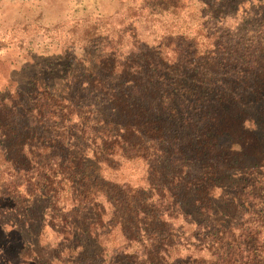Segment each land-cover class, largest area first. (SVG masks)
I'll return each instance as SVG.
<instances>
[{
    "label": "trees",
    "instance_id": "16d2710c",
    "mask_svg": "<svg viewBox=\"0 0 264 264\" xmlns=\"http://www.w3.org/2000/svg\"><path fill=\"white\" fill-rule=\"evenodd\" d=\"M128 1L116 12L118 30L131 25L127 57L113 58L115 50L92 56L91 47L106 36L103 18L83 20L82 45L75 19L58 38L70 71L65 85L52 82L58 67L50 62L24 90H0V264H264V199L256 196L264 193V138H251L264 133L253 113L257 102L264 104V74L248 80L243 67L253 60L248 52L264 48L252 41L251 50L237 32L233 42L215 48L223 56L218 76L194 63L179 68L166 61L170 45L152 48L144 39L164 16L169 26V9L177 6ZM195 1L207 22L224 24L251 0ZM218 34L206 40L216 45ZM10 46L18 44L0 39V49ZM229 118L232 128L223 129ZM243 129L249 134L242 136ZM139 157L148 164L146 176L158 183L146 179L147 187H129L103 177ZM253 172L258 192L251 189L247 197L259 202L249 211L247 197H228L225 181L240 182ZM46 229L58 242L45 244L50 251L42 255ZM180 248L188 254L179 256ZM204 251L209 260L200 256Z\"/></svg>",
    "mask_w": 264,
    "mask_h": 264
},
{
    "label": "rangeland",
    "instance_id": "374dc122",
    "mask_svg": "<svg viewBox=\"0 0 264 264\" xmlns=\"http://www.w3.org/2000/svg\"><path fill=\"white\" fill-rule=\"evenodd\" d=\"M166 1H168L167 7L177 6L174 10L169 9L174 13L172 22L169 26H165L164 22L168 21L169 17L164 16L159 27L155 28V34L150 37L144 34V39L152 48H157L160 42H165L163 46L170 45V49L166 51L165 56L167 63L174 62L179 68L188 63H194L199 69L208 68L215 76H218L222 67L220 60L223 56L215 48L220 44L233 42L232 37L234 38L237 32L244 37L248 43L247 45L254 41L261 48H264V44H262V37H264V5L258 4L256 0H251L240 6L236 17H232L224 24L220 21L216 22L217 24L207 22V18L204 16L205 13L202 10L203 7L195 0L193 2H188V0ZM123 2L121 3L119 0H0V39L3 41L11 40L18 44V46L0 49V90L7 85L11 89L24 90L28 78L38 74L42 66L50 62L58 67V72L52 78V82L58 85H65L68 82L70 71L59 54L61 48L64 47V42H61L58 38H63L68 33L69 29L74 26L72 24L75 19L79 23H77L74 30V36L80 37L79 41H81L82 45L87 34L83 36V33L86 32V29L81 27L83 20L87 17L103 18L102 25L104 28L100 27V29L106 36L99 42L94 51H92L91 47L92 56L103 57L107 52L115 50L113 58L116 59L121 56V59H123L127 57L130 52V40L129 34L125 33V30H129L131 25L124 23L128 27L127 29H124V27L121 30L117 29L119 23L122 22L117 17L116 12L120 9L125 10L130 1L123 0ZM218 9L220 8L218 7ZM162 15L168 16V14ZM150 16H152V19L156 18L154 15ZM28 24H30L28 29H23ZM252 24L256 26L250 31L251 28L247 26ZM15 26L19 27V31L9 34L11 28ZM56 26L59 27L56 28ZM215 30H218L219 33L217 35L218 38H216V45L214 42L206 40V37L208 38ZM111 41H118L120 44L115 45ZM254 43L250 44L253 45ZM102 44L106 46L103 47L101 46ZM82 47L80 48L82 49ZM171 49L176 52L170 51ZM250 49L253 50L254 45ZM75 54L80 58L82 51L77 50ZM248 54L253 57V60L258 62V66H254L252 59H248L247 62L246 60L242 61L243 67L246 68L244 76L248 80L250 78L254 80L255 75L258 73L262 72L264 74V50L262 51L261 49L259 52L254 53L248 52ZM148 56L152 58V53L150 55L149 51ZM153 58H156V56L154 55ZM232 97L233 95L230 96V99ZM235 107L236 111L240 112L238 105ZM246 107L252 109V106L248 103H246ZM232 109L233 106L231 104L230 112H232ZM254 112L260 118L259 126L263 128L264 104L262 101L256 103ZM241 113L249 117L252 112L251 110H245ZM223 121L222 128L229 130L232 125L230 118ZM244 126L251 128L253 124L246 122ZM241 134L244 136L249 134V131L243 129ZM252 134L251 138L254 139V142L264 138V133L261 131ZM252 150L253 148L247 147L248 152ZM216 152L215 150L214 153L216 154ZM152 164L156 165L157 161L153 159ZM147 165L140 157L122 161L116 167H113V170H105L103 177L118 185L147 187L146 179L153 184L158 183L154 176L149 178L146 176ZM3 170L4 168L0 164V174L3 173ZM261 172L264 175V170ZM255 173L244 175L240 182L225 181V193H227L228 197H247L251 189L255 190L254 194L258 192L255 189V178L258 175ZM238 176V174H235L234 178ZM2 189L4 190L5 187ZM19 191L23 192V188L20 187ZM215 194L217 196L218 191ZM262 195H264L262 191L256 194V196H261L260 198L264 199ZM257 202H254L253 197H249L245 208L249 211H252V209L257 210L254 207V203ZM57 242V236L50 232L49 229H46L45 234L40 237V253L42 255L49 253L50 250L48 247L46 248L45 244L50 243L47 246L51 248ZM178 254L184 257L188 254V250L180 248ZM200 256L209 260V255L205 251Z\"/></svg>",
    "mask_w": 264,
    "mask_h": 264
}]
</instances>
